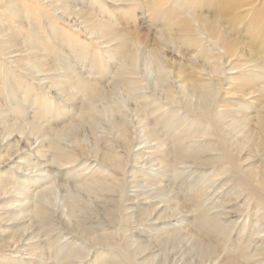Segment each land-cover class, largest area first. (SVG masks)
<instances>
[{
  "label": "bare ground",
  "instance_id": "bare-ground-1",
  "mask_svg": "<svg viewBox=\"0 0 264 264\" xmlns=\"http://www.w3.org/2000/svg\"><path fill=\"white\" fill-rule=\"evenodd\" d=\"M1 1L0 32L8 25L13 28L19 26L15 34L30 35L28 45H37L44 53L41 60L32 59L35 62L30 67L50 72L54 65L62 63V56L57 58V55L79 52V60L90 69L86 76L81 72L71 74L74 69H70L66 72L67 76L61 74L63 79L57 80L56 73L50 78L61 93L68 95V99L76 100V103L71 104L75 110L71 117L62 114V109L53 107L52 104V107L42 109L41 104L47 98L39 88L27 83L25 77L19 74L12 75L16 84L9 86L11 93L16 97L21 94L22 100H32L31 105L34 103L37 107L41 106L45 114H52L54 118L42 124V120L30 117L32 120L28 122V126L31 133L51 134L50 138L45 136L49 139L42 145L46 149H37V152L48 157L45 159L57 169L78 164L82 158H87L88 153L92 154L100 165L98 167H101L80 179H75L74 173H70L73 169L64 171L68 176L62 181H71L70 187L73 188L70 189L64 182L56 183L53 176L40 183L36 179L33 181L27 178L16 182L12 179L22 164L18 159L13 162L14 166H9L8 179L0 180V197L3 195L0 198L1 208L15 205L7 213V218L12 217V214L21 215L22 219L29 216L32 220L30 223L33 222L36 226L31 225L38 231H45L43 228L49 224V228L53 230L55 223L60 224L66 232L73 233L72 237L89 247L86 249L87 247L81 248L78 245V248L73 244L63 246L59 249V256L56 254L55 236L45 243H29L28 254L32 257L42 255L46 261L54 258L53 264H80L88 254H91V259L86 261L87 264H176L173 257L180 252V246L184 245L183 240L186 238L189 243L185 252L179 254V264H264V257H261L264 255L262 242L258 247L250 244L251 239L260 232L258 222L262 223L264 220V0L259 6L248 7L244 14L233 11L243 5H250L251 0H128L130 6L125 8V14H130L124 17L122 22L125 23L113 20L112 16H108L109 20H100L89 13L80 15L83 28L79 29H86L90 36H96L97 40L94 42L87 38L79 42L77 31L69 35L70 30L57 23L50 26V32L45 30L40 12L50 3L44 5L43 0ZM58 1L59 8L67 11L68 15L72 14L66 0ZM135 7L147 13V24L142 27L143 30L135 22L134 10L131 13ZM44 17L49 15L44 14ZM132 22L135 28L130 30L128 24ZM62 23L71 28L64 21ZM13 39L14 37L11 40ZM102 44H107L106 48ZM6 46L5 42H0V52ZM66 47L70 48L67 52ZM174 53L179 55V60L170 58ZM23 56L15 59L16 62L31 60ZM222 59L229 62L227 70H236L233 76L226 77L225 74L221 77L226 70ZM1 69L0 65V76L4 72ZM24 69L29 70L28 67ZM150 75L152 80L148 79L146 84L151 92L149 95H142L141 90L146 87L143 82ZM205 75L208 77L205 78ZM105 78L109 80L107 84H103ZM226 79L228 82H225ZM118 91L123 92L125 99L134 102L132 104L135 105V110H131L135 114L131 115L137 116L139 123L143 122L141 126L136 123L140 126L142 142L150 143L147 149L159 146L153 152V158L148 160L150 163L152 160L155 162L151 165L156 166L154 174L157 177L149 178V184L165 182L155 191L166 197L164 205L156 212L152 205H138L129 214L123 213V201L129 199L122 200L125 196L124 190L122 191L124 178L121 179L118 175H125L130 159H140L141 156H127L134 145L132 136L135 133L131 130V119L128 120V114L123 111L125 107L116 101ZM164 106L167 109L162 110ZM22 111L19 108L16 114H21ZM105 119L108 121L107 136H98ZM15 124L10 127H14L17 132L24 130L23 124ZM184 124V128L179 129ZM84 136L91 139V146L84 144ZM137 136L139 138L140 134ZM194 139L200 140L197 142ZM65 141L70 145L67 146ZM9 151L6 150L7 158L4 161L14 160L10 158L17 151L14 150L11 154ZM17 157L27 160L25 157ZM36 166L37 164L33 167ZM187 167L210 172L205 171L203 176H198L200 171L187 179L189 174L184 175ZM103 168L109 172L105 173ZM39 169L41 168L34 171ZM43 171L44 169L40 170V173ZM206 180L222 181L221 186H226L227 190L225 194H220L223 196L222 200L212 203V207L208 205V200L205 202V198L210 195L205 196L206 185H201ZM9 183L10 186H7ZM205 184L208 185L207 181ZM34 185L35 189L32 187ZM53 185L62 187L63 211L54 209L56 204L52 201L55 192ZM31 187L34 191L30 192ZM11 188L19 192L11 195ZM90 193H95L96 198L103 200L108 198L107 194L110 197L118 194V199H107L112 203L109 209L104 208L106 203L100 199L97 203L103 202V206L99 208V205L91 206L87 203L88 199L85 197ZM237 200H243L242 204H235ZM230 202L231 214L242 215L244 207L252 206L253 212L249 213L247 226L244 222L235 228V219H222L229 212L222 211L225 203ZM215 207H221V210L213 212L212 208ZM152 212H155L154 220L158 223L178 212H185L188 223L181 227L178 222L173 227H168L172 224L169 222L158 228V225L151 223L147 226L146 236L133 240L130 233H127L133 228L130 221L143 222ZM2 216L0 215L1 220ZM96 218L109 225H94ZM256 225L259 226L258 229L255 228ZM16 229L15 232H21L25 228L18 231ZM2 231L4 230L1 229L0 232ZM42 233L48 234L47 231ZM2 241L0 254L7 247L6 239ZM1 258L0 264H5V255Z\"/></svg>",
  "mask_w": 264,
  "mask_h": 264
},
{
  "label": "rangeland",
  "instance_id": "rangeland-1",
  "mask_svg": "<svg viewBox=\"0 0 264 264\" xmlns=\"http://www.w3.org/2000/svg\"><path fill=\"white\" fill-rule=\"evenodd\" d=\"M4 1H7V0H2L1 2H4ZM66 3L68 4L69 11L72 13L70 15L67 14V11H65L62 8L58 7L59 6L58 4H60V1H58V0H56V1H54V0H43V4L44 5H48L49 4L47 7H43V9H41V12H40V14H42L43 24L45 23L43 26H44L45 30H48L50 32V26H52L53 24L57 23L61 27L65 28L67 30H70L69 31V35H71L70 33H74V32L77 31L76 36L79 37V42H81L85 38L90 39L93 42L95 40H97L96 36H94V37L90 36L87 33L86 29H79L81 27L83 28V26H82L83 24L81 23L80 15L85 16L86 14L89 13V14H92L94 18H99L100 20H107V19L109 20L108 16H110V17L112 16L113 20H117L118 19L120 21V23H121L123 21L124 17L128 16L130 14V13L125 14V12H126L125 8L127 6H130V3H129L128 0H66ZM261 3H262V0H251V4L250 5H243L242 7H239L238 9H235L233 12H238L240 14H244L245 11L249 9L248 7L259 6ZM204 9H206V8H203V10ZM133 10H134V12L136 14L135 22L137 21L136 22L137 25L140 26L141 29L143 30L144 28H142V27L144 25L146 26V24H147V13L141 11L137 7L132 9L131 13H132ZM75 12H77L78 14H76ZM113 13H114V15H113ZM44 14H48L49 17H44ZM54 17L58 18L59 20H57ZM82 18H84V17H82ZM62 21H64L68 25H70L71 28L69 29L64 23H62ZM122 23H125V22H122ZM133 23L134 22L130 23L131 25L128 24V26L130 27L129 28L127 26L128 29L133 30V28H135ZM23 25H24V23H23ZM10 26L9 25L6 26V28L3 31L0 32V39H1L0 42H5V45H7V46L9 45L8 47L6 46V49H4L3 52H0V65L2 66L1 70L4 71L2 73V76H0V88H1L0 89V93H1L0 94V162H3V163H0V180H7L8 179V175L7 174L9 172V166L11 167L13 165V162L15 160L17 161L18 159L20 161L19 163L22 164V165H20L21 170L19 168L17 170L16 174L14 175L13 179H12V180L15 179L16 182L17 181H23V180H25L27 178L28 180H33V181L36 179L35 181L37 183H40V181L48 179L49 177L53 176V178L55 179L56 183L60 184L61 182L62 183L64 182V181H62L64 179V177L68 176V175L64 174L65 172H67L66 171L67 169L69 171L73 169L72 171H70V173L71 174L74 173L73 175L75 176V179H80L82 177L84 178L85 175H87V174L89 175V174L94 173L95 171L99 170L101 167H98L99 164L94 159V157L92 156L91 153L87 154V158H82L81 159L82 161L79 162L80 164L79 163L78 164L74 163L73 166L71 165V167H70V165H68L67 168H66V166H64V167H62L60 169H57L56 166H53V165L49 164V162L46 160V159H48V157L39 155V153L37 152V149L38 150L39 149H44V150L46 149L42 145L46 144L48 142L49 139H47L46 137L50 138L51 134L49 135L48 132H45L46 135H44V132H42V134H43V136H42V134H40L41 132H38V134H34L33 132L31 133V131L29 130L30 128L28 126V122L31 121L33 118H37L40 121L42 120L41 121V123L43 122L42 124H46L47 121H49V120L51 121V119H54L52 117V114L51 115L50 114H45L44 111L42 110V109H44L47 106H49V107H52V105H53V107L57 106L58 108L62 109L61 112H62V114H66L65 116H67V117H71V115L74 116L75 110L72 109L71 104H72V102H73V104L76 103V100L71 101V99H68L67 98L68 95H65L64 93H61L60 90L58 89V87L54 84V82L50 78H52L55 75V73H56L55 77L57 78V80L63 79L64 76H67L66 72L69 71L70 69H74V71L72 70L71 74H77L78 72L79 73L81 72L82 75L86 76L90 72L89 71L90 69L88 68V66H84V62L82 60H79L80 59L79 58L80 57V53L79 52H74V53L70 52V54H69L70 56L68 54H62V55L59 54V55H57L56 56L57 58H58V56L59 57L62 56L61 57L62 59L59 58V59H61L62 63L54 65V68L50 72L42 70V69H38L37 70V68L30 67L31 64L33 66V63L35 62L33 60H36V61L41 60L43 58L42 54H44V53H43V51L40 48L37 47V45L35 47L34 46L31 47V46L28 45V43H30L29 41H31V36L30 35H26V34H24V35L17 34L16 35L15 34L16 33V29L19 26H15L14 28L10 27ZM7 29H9V30H7ZM78 30H80V31H78ZM13 37H14V39L11 40ZM51 39H53V38L51 37ZM100 40L101 39H98V41H100ZM8 41H10V43ZM27 41H28V43H27ZM11 43H12V45H11ZM24 43H26V46H25ZM14 45H16V46H14ZM102 45L104 46V48H106L105 45H107V44H102ZM98 47H101V46H98ZM69 49L70 48L66 47V52ZM25 54H27V55H25ZM23 55H25V56H23ZM65 55H67V56H65ZM71 55H73L74 57H72ZM21 56H23L24 58H30L31 60L30 61H26L25 60V61H17L16 62V60L19 59ZM31 56H33V57L31 58ZM35 56L37 58L34 59ZM176 57H178V58H176ZM170 58H173L174 60H179V55L174 53V56L172 55V56H170ZM71 59L74 60V61H70ZM223 60L224 59H222L221 61H223ZM31 61H32V63H31ZM63 61H64V63H63ZM228 64H229V62H226V61L224 62L223 67L226 70L224 69L225 71L222 73L221 77L223 75H225V74H226L225 75L226 77H231V76H233L236 73V70H232V71L231 70L230 71L227 70ZM25 67H28L29 70H25L24 69ZM12 72H14V73H12ZM62 73H63L64 76L61 75ZM13 74H19V76L25 77L24 79L26 80L27 83H29L30 85H32V86H34L36 88H39V91L41 92V94L44 95L47 98L46 101L43 103V105L41 104V106L43 108L40 106L42 109L40 107H37L34 103H33V105H31V103L33 101L30 100V99L22 100V98H20V96H22L21 94H19L16 97L15 94L11 93L10 87H13V85L16 84L14 79H13V77H12ZM57 74L59 75V77H58ZM107 76L109 77L110 74H107ZM61 77H63V78H61ZM206 77H208V76L205 75V78ZM148 79L152 80V75H150L149 78L144 80V82H143L144 84L143 85L146 86V87L142 88L143 89V90H141L142 95H149V92H151V89L149 88L148 84H146V82H148ZM9 80H10V83H9ZM108 81L109 80L107 78L103 79V84H104V82H106L105 84H107ZM225 82H228V80L226 79ZM147 87H148V89H147ZM222 90L223 89H221V92H223ZM144 92H145V94H144ZM122 94H123V92L121 93V91L117 92V94H116L117 95V97H116L117 100L116 101H117V103H121V105H123L122 107L123 108L125 107L124 109L127 110V112H126L122 108L123 111L125 112V114L126 115L128 114V116H127V117H129L128 120L131 119L129 122L131 124L130 126L133 127V128L131 127V130H134L132 132L135 133V134L137 133L138 135L140 134V136L138 138L137 134L135 135V134L132 133L133 134L132 137L134 138V142H133L134 145H132L133 147H131L130 152L127 153L128 154L127 156H128V158H132L134 156H141L140 159L139 158H137L136 160L135 159H130L128 161L127 167L125 168V175H123L124 177L123 176L121 177V175H118L121 179L124 178L123 179L124 180V186H123L124 189L122 188V191L124 190V194L123 195H125V196L122 197V200L123 199H129V200H124L123 201L122 206L125 209L124 210L125 212L123 211V213L125 215L129 214L133 209L138 207V205H141V206H143V205H147V206L150 205L151 206L152 205V207L155 208V212H156L157 210L162 208V206L164 205V200H165L166 197H165L164 194H161L162 196L159 195L158 193L156 194L155 191L159 187L163 186L165 184V182H162V183L157 182L156 184H153V185L149 184V181H148L149 178H152L153 176H154V178H157V177L154 174L156 172V166H152L153 165L152 163H155V162H153V160H152V163H150V162H148V160H149L150 157L153 158V155H154L153 152L156 151L159 148V146H156V147L154 146V148L147 149V146L150 143L142 142V140H143L142 139V133H141V131L139 129H140L141 124H143V122L139 123L138 120L136 119L137 116H132L133 114H135V112H132V110L133 111L135 110V105L132 104L134 102H130L131 101L130 99H127V98L125 99V97ZM119 96H120V98H119ZM118 98H119V100H118ZM15 101H17V102H15ZM120 101H122V102H120ZM164 104L167 106V108H169L166 103H164ZM100 106L101 105H99V107ZM166 106H164V108L162 110H165ZM19 108H22L23 111L21 112V114H19V113L16 114V110H18ZM36 108H39V109H36ZM37 110H38V112H37ZM181 110L179 112H182ZM128 111H129L130 114L128 113ZM33 113H35V114H33ZM42 116L43 117L45 116V117L43 118ZM3 117H4V119H3ZM30 117L32 119H30ZM107 117L108 116H106V118ZM108 118H110V116ZM106 122H108V121L105 119L103 121V123H105V124L101 123V127L99 128L98 136H100V135H102V136L106 135L107 136ZM136 122H138L140 126H138V124ZM187 122L188 121H186L185 124H187ZM11 124H15V125H17V124H21L22 125L23 124V126H24L23 129L24 130L23 131H18V132H21V133H18L17 130L14 129V127H10ZM185 124L183 126L182 125L179 126V129L184 128ZM136 127L138 129V132H137ZM27 137H29V138H27ZM85 138L87 140L88 145L86 143ZM85 138H83L84 144L86 146H88V147L91 146V142H90L91 139H89V137H87V136ZM43 140H44V142H43ZM194 140L198 142L200 139H198V140L194 139ZM65 143H67V146L70 145L68 141H65ZM151 143H153V142H151ZM9 146H10V148H9ZM38 147H40V148H38ZM7 149L10 150L9 151L10 154L14 150L17 151L10 158V159L14 158L13 161H10V160H9V162H8V160L4 161L5 158H7L6 157V150ZM118 150L120 152H122L121 148H119ZM46 153H48V152H46ZM17 156L25 157V158H27V160L26 159L23 160L24 158L22 159V158H19ZM78 156H80V155H78ZM84 159H86L85 162H83ZM25 161H26V163H24ZM155 161H157V160L155 159ZM36 164H37V166L34 168L33 166L36 165ZM37 168H41V169L38 170L39 174H38V171H34ZM43 169H44V171L40 173V170H43ZM102 170L106 171L105 173L109 172V170H106L105 168H103ZM10 171H11V169H10ZM200 171H201V173H200ZM205 171H207V170H199V169H193L192 167H187L185 169V171H184V175L187 176L189 174L188 175L189 178L187 177V179H191L194 175H196L198 173H200V174H198V176H203V173ZM207 172L209 173L210 171H207ZM37 174L39 176L40 175L41 176L39 177ZM35 175H36V177H35ZM76 176H77V178H76ZM32 178H34V179H32ZM220 179L221 178H219V180ZM219 180L215 181V182H210V181L208 182V180H206L208 185L205 184L206 181H205V183L201 184L202 187H204L206 185L204 187L205 188V192H206L205 196H206V194L207 195L210 194V195H208V197L205 198V202L208 200V205L211 206V207H212V203L215 204V203H218V201L222 200L223 196L221 197L220 194L221 193L225 194V192L227 191L225 189L226 186H224V187L221 186V182L222 181L220 182ZM147 181H148V183H147ZM0 182H2V181H0ZM147 184H149V185H147ZM65 185L70 187L71 186V181L66 182ZM0 186H1V183H0ZM7 186H10V183L7 184ZM32 187H33V189H35L36 185H34ZM32 187L30 188V192H31V190H33ZM218 187H221V188H218ZM53 188H55V189H53V190H55V192H53V194H54L53 197L54 198H52V201H53V203L56 204V205H54V209L56 208L57 211H58V209H59V211H63L64 208L62 206V201H63L62 200V198H63L62 196L64 194H63L62 187L53 185ZM71 188H73V187H70V189ZM211 188H213L214 191ZM215 190H217V191L215 192ZM207 191H209L210 193L207 192ZM18 192L19 191L17 189L11 188V190L9 191V194H11V195H12V193L13 194H17ZM214 192L216 193V195H215ZM80 193H82V192H80ZM153 193H155V194H153ZM213 194H214V196H213ZM114 195H116V196L114 197ZM117 195L118 194H113L112 197H110L111 195L107 194L106 197H108L107 199H116ZM85 198L88 199L87 203L89 202V204H91V206H94L96 204V205H99L98 206L99 208L101 206H103V202L102 203H99V202L97 203V201H99L100 199L106 203L104 208H108L109 209L110 208L109 206L112 204L111 202L107 201V199L103 200L102 198H99V197L96 198V194L95 193H90V194L86 195ZM212 198H214V199H212ZM237 202H238V200L235 202V204L241 205L243 200H241L238 203ZM108 203H110V204H108ZM214 204H213V206H214ZM231 204H232L231 202L230 203H225V208H223L222 211H224V210H226L227 212L229 211L228 214H226V215H230L231 214V211H232V210L230 211V205ZM13 206L15 207V205H12V206L6 207V208H1V206H0V215H3L2 216L3 220L0 219V230L1 229L4 230V231L0 232V241L6 239V245H7V247L5 246L3 248L4 249L3 252H2L3 254L2 253L0 254V259L1 260H2V258H1L2 255H5V259L6 260H4L3 263H5V264H53L54 263V258L47 259V261H46V260H44V257H42V255H41V257H38V256L32 257L30 254H28V251H29L28 249L30 247V244H32V243H36V242L37 243H45V241H49V240L54 239L55 236H57V238H56L57 240L54 239L55 241H57V243L55 244L56 248H57V250H56L57 253L56 254H58L59 256L61 255V253H59L60 247L67 246V245H70V244H73L74 247H78V245H79V247L81 246V248H83V247L86 248L87 247L86 249H89V247L86 246V245H83L81 243V241H78V240H76V238L72 237V236H74L73 233L66 232L61 227L60 224H56L55 223L56 227L54 226L55 229H53V230H52V228H49V227H51V224H49V226L46 225L45 228H43L45 231H43L42 229L40 231H38L39 229L37 230L36 227L31 225V224H33V222L30 223V221H32V220L29 219L30 218L29 216L22 219L21 215H18L19 216L18 217L17 214H15L16 215L15 216V215H13L11 213L12 217H8L7 218V213H9L10 211H12L14 209ZM216 208L217 207L212 208L213 212L221 210V207H218L217 209ZM251 208H252L251 205H248V207H244V210H243L244 212H243L242 215L240 214L241 216L237 215L238 213L236 214V213L232 212L233 214H231L230 216H226L225 215L226 216L225 217L223 215L222 219L225 218V220H227V221L229 219L230 220H234L235 219V221H233L234 223L236 222L235 223V228H237L239 225H241L244 222H246V226H247V224H248V222L250 220L249 213L253 212V209H251ZM212 210H210V211H212ZM57 211H56V213H57ZM155 212H152L150 215H148L147 219L145 221H143V222H132V221H130L131 226L133 228L131 230H129V232H127V233L128 234L130 233V235L132 236L133 240L134 239H139L140 237H143V236H146V234H148L147 231H146L147 226L151 225V223L152 224L155 223L156 226L158 225L157 228L160 227V226H163L164 224L167 225L169 222L172 223V224L168 225V227H173L172 225L174 223H178V222H179L181 227L188 223V221H187L188 217L186 216L185 212H180L181 214L178 212L179 214L176 213L175 215L169 216L168 218H166L164 220H159L160 223H158L157 220L156 221L154 220ZM227 217H228V219H227ZM63 218L65 220H67L66 216H63ZM5 219H8V220L5 221ZM94 220H95L94 221L95 223L93 222V224L96 225V226H98L99 224L109 225V224H107V222H103L102 219L96 218ZM184 220H186L187 222L186 221L184 222ZM258 224L260 226V229L257 228V227H259V226H257ZM258 224L255 226V228L260 230V232L257 235H255L254 238H252L251 241H250L251 242L250 243L251 246L254 245V247L260 246L261 242H262V245H264V220H263L262 223L258 222ZM33 225H35V224H33ZM28 226H30V227H28ZM18 227L21 228V229H19ZM22 228H25V229H23V231H21V232L18 231V230H22ZM15 229L18 232H15L14 231ZM41 231L42 232H46L47 231L48 234H43ZM21 233H22V235H20ZM51 237H52V239H51ZM59 239H60V241H58ZM188 243H189V241H187V239L185 238L183 240V244L184 245L180 246V252L178 254H176V256L173 257V262L174 263H176V264L180 263V260H177V259L180 258L179 254H183L185 252V247L188 245ZM57 244H59V245H57ZM87 257L84 258V260H82L80 264H82L84 262L87 264V262L91 259V254H88ZM261 257H264V255L261 256ZM8 258H10L11 260L8 259ZM254 258H256V257H254ZM1 260H0V263H1ZM142 264H145V263H142ZM196 264H201V263H196ZM204 264H209V263H204ZM211 264H214V263H211Z\"/></svg>",
  "mask_w": 264,
  "mask_h": 264
}]
</instances>
